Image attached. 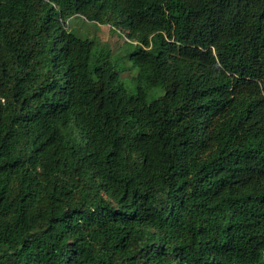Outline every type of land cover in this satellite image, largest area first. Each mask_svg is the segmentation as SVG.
I'll return each mask as SVG.
<instances>
[{
    "label": "trees",
    "instance_id": "16d2710c",
    "mask_svg": "<svg viewBox=\"0 0 264 264\" xmlns=\"http://www.w3.org/2000/svg\"><path fill=\"white\" fill-rule=\"evenodd\" d=\"M0 264H264V0H0Z\"/></svg>",
    "mask_w": 264,
    "mask_h": 264
},
{
    "label": "rangeland",
    "instance_id": "374dc122",
    "mask_svg": "<svg viewBox=\"0 0 264 264\" xmlns=\"http://www.w3.org/2000/svg\"><path fill=\"white\" fill-rule=\"evenodd\" d=\"M74 26L81 30L86 32L90 37H95L99 40L100 45L105 46L110 49L111 54L114 56L123 55V51L125 50L124 43L126 42V39L124 35L121 36L118 35V32H114L111 30L108 26H93L91 24H83L81 21H77L74 23ZM127 65H130L129 62H125L123 60L118 62V68L123 69ZM123 76L126 78H129L131 76L130 72L126 71L123 73ZM127 88L131 89V83L126 81L125 82Z\"/></svg>",
    "mask_w": 264,
    "mask_h": 264
}]
</instances>
